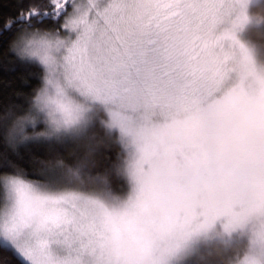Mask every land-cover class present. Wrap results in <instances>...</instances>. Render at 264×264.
<instances>
[{"label":"snow or ice","instance_id":"obj_1","mask_svg":"<svg viewBox=\"0 0 264 264\" xmlns=\"http://www.w3.org/2000/svg\"><path fill=\"white\" fill-rule=\"evenodd\" d=\"M5 7L0 264H264V0Z\"/></svg>","mask_w":264,"mask_h":264},{"label":"trees","instance_id":"obj_2","mask_svg":"<svg viewBox=\"0 0 264 264\" xmlns=\"http://www.w3.org/2000/svg\"><path fill=\"white\" fill-rule=\"evenodd\" d=\"M14 3V0H0V13L8 11L5 5ZM264 33V23H257L250 26L244 33V38H250V42L254 45L264 44V39H261L259 34Z\"/></svg>","mask_w":264,"mask_h":264},{"label":"rangeland","instance_id":"obj_3","mask_svg":"<svg viewBox=\"0 0 264 264\" xmlns=\"http://www.w3.org/2000/svg\"><path fill=\"white\" fill-rule=\"evenodd\" d=\"M255 24H257V23H256V22H253L251 25H249V27H250V26H253V25H255ZM249 27H248V28H249ZM248 28L245 29V32H246V30H247ZM245 32H244V33H245ZM244 33L242 34V36H244Z\"/></svg>","mask_w":264,"mask_h":264}]
</instances>
